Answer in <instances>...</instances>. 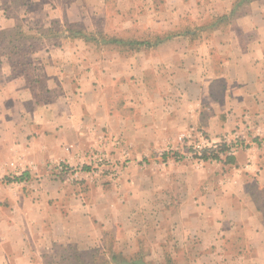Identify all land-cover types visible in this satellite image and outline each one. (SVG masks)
Returning <instances> with one entry per match:
<instances>
[{
  "label": "crops",
  "instance_id": "crops-1",
  "mask_svg": "<svg viewBox=\"0 0 264 264\" xmlns=\"http://www.w3.org/2000/svg\"><path fill=\"white\" fill-rule=\"evenodd\" d=\"M3 1L0 29L103 38L42 44L30 72L0 55V264H264V0ZM190 129L244 145L154 166ZM98 146L125 163L117 185L55 171Z\"/></svg>",
  "mask_w": 264,
  "mask_h": 264
},
{
  "label": "rangeland",
  "instance_id": "rangeland-1",
  "mask_svg": "<svg viewBox=\"0 0 264 264\" xmlns=\"http://www.w3.org/2000/svg\"><path fill=\"white\" fill-rule=\"evenodd\" d=\"M8 1L9 3L12 4L14 3L13 1L15 0H4L2 3L7 4ZM21 1L23 2V0H17L16 2H19V4H21ZM26 1H29V0H24V4H26ZM106 4H107V7L109 6L110 8H113L115 6L113 5V0H107ZM9 8L10 9H8V14H12L15 7L11 6ZM51 29L52 30L50 31V35L44 38L40 37V35L47 33L46 28H32V30L28 31L27 28L23 29L22 24H17L15 28L13 27L9 29H0V31L1 30L7 31V33H5V36L11 35L12 37L11 39H6L2 43H0V55L9 56V58L11 59V61H13L14 66L16 67L17 70H24L26 72L27 71L30 72L33 66L27 63L30 61L29 56L33 50H35L37 47H44V45L46 46V44L48 43H55L56 41H60L61 38H63V36H70L69 30H74L75 28L73 29L69 25L67 26V24L61 23L60 25L52 24ZM81 33L86 34V35L91 34L93 35L95 39L97 38L100 39V41L103 38V35H100L99 33L95 34L93 32H88V31H85V33L84 32H81ZM43 39L47 42L44 43V41H42ZM7 40H11L12 44L7 43ZM91 41L95 42L96 40H91ZM31 78L33 79V77L31 76L27 77V80L30 81ZM28 81H26V84H28ZM35 86L37 87L38 91H41L43 89L41 84L40 85L36 84ZM188 134H190V138H188ZM200 134L204 135L208 139L220 142L222 146H226L228 144L236 145V147H234L233 149V152H236L238 149L242 148V146L244 145L243 143H240L238 141L237 137H233V136L230 137L229 138L230 143H227V142H223L224 139L222 140V139L213 138L200 129H196L195 131L190 129L189 132H186L185 134L181 135L182 142L180 143V145L175 146L174 144L170 143L166 146L165 149H163L164 152L166 153L165 154L166 157L165 158L159 157L157 163L153 162L154 166H156L157 168L158 166L159 168H163L172 163L178 164V163H184V162L192 164L193 167L195 168L202 166L203 163H205V161L198 163L195 161V159H191L188 157H183L182 159H179V160L175 159L177 155L184 154L185 156V154L188 153V147H189L188 143L190 141L197 139ZM123 154H127V152H124ZM85 156H86L87 162H84L83 164H78L76 166L71 165L72 167H76V168L82 167L83 172L76 179H72V180L67 179L65 176L61 175L64 178L63 180H66L67 182H70V183H76V182H81V181L83 182L84 181H88V182L102 181V183L107 181V183H113L115 185L119 183L123 175V170L125 168V165L124 167L122 166V164L124 163L123 160L121 162L120 160L114 159L110 153H108L106 150H103L99 146L96 148H93L90 151V153L86 154ZM98 157H101L100 161H97L99 159ZM140 161H141L140 163L142 164L146 163L144 159H141ZM208 161L215 162L217 160H208ZM85 167H89V168L85 169ZM169 258L172 259V256L170 254H169ZM172 260L174 261V259ZM77 261L78 260L75 259L73 260V263H76ZM84 261L85 263L95 264L91 259L84 260ZM174 263L175 262H173V264ZM77 264H81V262ZM219 264H222V263L219 262Z\"/></svg>",
  "mask_w": 264,
  "mask_h": 264
},
{
  "label": "built area",
  "instance_id": "built-area-1",
  "mask_svg": "<svg viewBox=\"0 0 264 264\" xmlns=\"http://www.w3.org/2000/svg\"><path fill=\"white\" fill-rule=\"evenodd\" d=\"M188 138H190V134H188ZM188 146V153L185 154V156L184 154L177 155L175 159L179 160L183 157H188L191 159H195V161L198 163L208 160H217L219 157L226 153H233V149L234 147H236V145L228 144L224 146L225 148H223L220 142L208 139L202 134H200L197 139L190 141L188 143ZM98 158L99 159L97 161H100L101 157ZM53 167L57 173L61 174L62 176H65L67 179L70 180L76 179L83 172L82 167H72L71 165L64 162H58L54 164Z\"/></svg>",
  "mask_w": 264,
  "mask_h": 264
},
{
  "label": "trees",
  "instance_id": "trees-1",
  "mask_svg": "<svg viewBox=\"0 0 264 264\" xmlns=\"http://www.w3.org/2000/svg\"><path fill=\"white\" fill-rule=\"evenodd\" d=\"M247 1H250V0H236L235 3H234V10H237L239 9V7L241 6L242 3L244 2H247ZM233 10V12H234ZM224 16H220L219 18H217L216 20H214L211 24H216L217 22H222ZM5 33H7L6 30H1L0 31V43H2L3 41H5L6 39H11V35H6L5 36ZM69 34L71 37H75V36H84V38L86 40H96L93 35L91 34H83L79 31H76V30H69ZM181 32L178 31V30H169V31H165V32H162V33H156L154 35V44H157V43H162L164 42L165 40H169L171 39L172 37L174 36H178L180 35ZM14 36V35H13ZM111 41V39H109ZM112 42H116V43H121V44H124L123 41L121 39H117V38H114L112 39ZM7 43H10L12 44V41L11 40H7ZM126 45H128V47H130L131 49H135V48H139L140 46H148L150 45V42L147 41V40H144V39H139L138 37H134V38H129V40H126ZM223 148H225L223 146ZM216 157V155H215ZM142 256H143V253H140L138 254L137 257L133 258L132 260H130V263L129 264H144V261L142 260ZM76 259V258H75ZM118 258H113L112 260H117ZM77 262L74 263V264H77L79 262H81V264H93V263H85V261L79 257H77ZM94 262V261H93ZM122 264H127V262L125 261H121ZM99 264H105L104 262H101ZM169 264V263H167Z\"/></svg>",
  "mask_w": 264,
  "mask_h": 264
}]
</instances>
